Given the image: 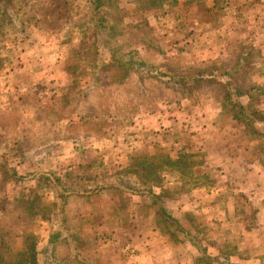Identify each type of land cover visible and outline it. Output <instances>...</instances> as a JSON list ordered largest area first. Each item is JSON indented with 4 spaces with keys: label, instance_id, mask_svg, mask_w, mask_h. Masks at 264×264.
<instances>
[{
    "label": "rangeland",
    "instance_id": "rangeland-1",
    "mask_svg": "<svg viewBox=\"0 0 264 264\" xmlns=\"http://www.w3.org/2000/svg\"><path fill=\"white\" fill-rule=\"evenodd\" d=\"M111 2L0 11V233L38 264H264V139L221 106L235 72L264 112V0Z\"/></svg>",
    "mask_w": 264,
    "mask_h": 264
},
{
    "label": "trees",
    "instance_id": "trees-1",
    "mask_svg": "<svg viewBox=\"0 0 264 264\" xmlns=\"http://www.w3.org/2000/svg\"><path fill=\"white\" fill-rule=\"evenodd\" d=\"M91 2L95 4V8L112 3L111 0H91ZM25 3H27V1H25ZM11 4L12 0H0V11L2 12V15L6 14V12L8 11V6L10 5L11 7ZM12 7H14V2L12 4ZM31 7H33V4L31 5ZM127 68V72H129L130 67ZM138 74L140 76V73ZM158 77H161V75ZM170 79L173 81V83H175V86L179 85V87L181 88V92H185L199 86L203 81H217L218 78H215L213 72L209 69H201L188 75H178L172 73L169 76V80ZM236 79L237 76H235V72H229L227 74L226 81L223 83L224 102L221 104V106L222 108H225L227 105H229L231 109L235 107L238 111L237 115L233 116V119L239 120L242 123L243 127L246 128L247 132H249L251 137L264 139V112H260L253 107H250V104H242L241 102L232 98L233 94L236 97L246 96L249 99L253 98V94L251 93V91H247L240 87L236 82ZM231 85L232 87H230ZM226 111L230 112V109L227 108ZM2 174L4 178L16 176L14 169H10V173H8V170H3ZM162 194L163 193L152 194V197L157 200L162 197ZM25 200L26 199L21 197L18 205L23 206V209L25 210L30 209L33 206V200L27 203ZM158 213L163 222L176 224L174 219L169 216L162 205H160ZM12 235L14 237H21L22 244L20 248L15 249L13 247V239L11 237ZM225 255L227 256V254ZM0 264H38L35 237L32 234H26L22 231H18V233H13V231L11 230L2 231L0 233Z\"/></svg>",
    "mask_w": 264,
    "mask_h": 264
},
{
    "label": "crops",
    "instance_id": "crops-1",
    "mask_svg": "<svg viewBox=\"0 0 264 264\" xmlns=\"http://www.w3.org/2000/svg\"><path fill=\"white\" fill-rule=\"evenodd\" d=\"M245 169H247V168H245ZM244 169V170H245ZM251 171H252V169H249V171L248 170H246V171H244L247 175V177H252V176H255V174L254 173H251ZM257 173H259V172H261V174H260V176H258V177H255L256 179H257V185H258V191L256 192V195L259 197V193H261L262 192V190L264 189V186H262L261 185V182H263L264 180H262L263 178H264V175H263V172H264V168H262L261 167V170H259V172L258 171H256ZM252 175V176H251ZM258 181H259V183H258ZM259 189H260V191H259ZM264 192V191H263ZM261 203H264V201L263 200H261ZM257 215H261V216H264V204L262 205V210L260 211V212H258L257 213ZM259 221L260 222H264L262 219H259Z\"/></svg>",
    "mask_w": 264,
    "mask_h": 264
}]
</instances>
